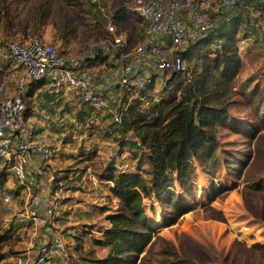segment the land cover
Returning <instances> with one entry per match:
<instances>
[{
	"label": "rangeland",
	"instance_id": "374dc122",
	"mask_svg": "<svg viewBox=\"0 0 264 264\" xmlns=\"http://www.w3.org/2000/svg\"><path fill=\"white\" fill-rule=\"evenodd\" d=\"M136 1L129 0L121 6L120 0H108L110 10L124 6L121 27L133 43L140 40L145 25ZM259 6L253 15L246 8L235 12L232 22L223 28L224 42L212 38L192 42L188 59L195 70L209 58L224 61L220 55L228 51L231 56H239L240 61L233 63H237L238 69L237 94L228 125L219 132L217 155L221 168L213 175L206 170L205 162H197L191 180L185 184L177 180L172 185L192 209L167 226L165 205L160 198L153 193L145 199L155 235L151 247H147L150 250L142 255L146 254L153 264L177 258H184L188 264H264V128L254 137L247 134L253 125L260 127L264 118V5ZM206 9L217 19V25L222 24L213 1ZM92 13L85 15L84 24L65 39H59L58 29L52 25L46 27L40 38L64 53L85 57L98 47L106 31L104 23L99 22L104 16L96 7ZM3 50L0 49V62L7 63ZM184 77L178 75L170 88L156 78L149 87L151 100L142 105L144 111L154 102L179 94V83ZM47 88L28 94L25 104L33 120L31 126L54 148L47 177L49 181L50 177L57 178L56 182L63 180L67 187L65 197H69L65 207L62 204L63 217L55 222L53 230L66 241L67 255H58L54 263L87 264L93 258H105L109 252L106 246L95 243L96 237L101 238L110 227L108 214L119 207V199L110 189L113 181L108 179L109 171L142 172L149 177L147 172L153 167L145 152L134 146L136 138L128 125L116 126L107 113L83 104L74 90L56 102ZM112 148L117 150L113 155ZM3 176L8 178L0 165V180ZM35 192L28 190L22 203L16 195L11 203H0V232L13 233L0 243L5 254L3 264H13L18 257H23L27 264L34 261L43 227L28 222L24 225L19 217ZM159 213L161 224L156 223Z\"/></svg>",
	"mask_w": 264,
	"mask_h": 264
},
{
	"label": "built area",
	"instance_id": "2783aa9c",
	"mask_svg": "<svg viewBox=\"0 0 264 264\" xmlns=\"http://www.w3.org/2000/svg\"><path fill=\"white\" fill-rule=\"evenodd\" d=\"M90 1L104 15L106 33L98 47L85 57L64 53L41 38L8 43L12 60L23 70L12 94H7L6 83L0 82V160L5 161L26 192L36 190L19 217L24 225L28 222L43 227L32 264H55L58 255H67L66 241L53 231L55 222L63 217L67 187L54 177L47 184L41 183L54 148L25 119L29 84L46 79L55 101L74 90L83 104L107 113L113 124L120 126L135 100L148 104L149 87L156 78H161L165 86L175 75L192 78L185 53L192 42L219 32L216 21L206 11L209 2H214L225 22L243 8L250 15L258 11L249 0H137L135 6L145 25L140 40L133 43L117 25L107 0ZM258 1L264 4V0ZM218 40L222 41L220 36ZM0 71H6V64L0 63ZM106 77L108 90L103 81ZM115 152L112 148L110 154ZM12 197L7 187L0 189V203L9 204ZM13 264L27 263L18 257Z\"/></svg>",
	"mask_w": 264,
	"mask_h": 264
},
{
	"label": "trees",
	"instance_id": "16d2710c",
	"mask_svg": "<svg viewBox=\"0 0 264 264\" xmlns=\"http://www.w3.org/2000/svg\"><path fill=\"white\" fill-rule=\"evenodd\" d=\"M127 2L129 0H120L119 4L122 6ZM249 2L257 8L260 7L259 3L262 4L258 0ZM94 7L87 0H0V49L10 55V41L40 38L49 25L58 29L60 40L65 39L76 33L86 21L85 15L93 14ZM111 11L122 29L124 6ZM233 19L229 22L222 20V24L217 25L218 34L210 33L206 38L217 41L220 36L224 42L223 28ZM99 22L105 25V17ZM103 33L104 36L106 31ZM230 53L228 51L220 55L225 58L224 61L209 58L200 68L195 70L192 67V78L180 80L179 94L154 102L147 107L148 110L144 111L143 103L138 99L132 103L123 124L133 131L136 138L134 146L145 152L153 170L147 172L149 177L142 172L109 171L108 179L113 181L110 189L118 197L119 207L108 214L110 227L95 241L109 248V252L105 258L87 260V264H153L146 254L142 255L150 250L155 235L147 215L145 199L155 193L165 205L164 222L167 226L171 225L192 209L185 197L173 190L175 181L185 184L191 180L197 162H205L206 170L213 175L221 168L222 161L217 155L219 132L222 126L228 125L231 117V106L237 94L235 79L238 70L237 63H233L240 61L236 53L233 56ZM185 57L189 64V50ZM177 76L170 79L171 86L166 88L173 86ZM263 128L264 118L260 127L253 125L247 134L254 137ZM162 220L159 213L156 223L161 224ZM12 234L9 231L0 232V243L10 239ZM4 259L5 254L0 247V264H3ZM162 264L188 263L184 258H177Z\"/></svg>",
	"mask_w": 264,
	"mask_h": 264
},
{
	"label": "crops",
	"instance_id": "0c3cea01",
	"mask_svg": "<svg viewBox=\"0 0 264 264\" xmlns=\"http://www.w3.org/2000/svg\"><path fill=\"white\" fill-rule=\"evenodd\" d=\"M208 10H211V8H209ZM210 15L212 16L211 12H210ZM214 20L217 21V19H214ZM3 54L8 59V62L5 63L6 64V71L4 73L0 72V82L4 81L7 85V94H12L16 89L17 79H18L19 75L22 73L23 69L18 63L14 62V60H12V58H10V55L8 53H6V51H5V53L3 52ZM1 55H2V53L0 54V56ZM107 73L105 72V74H107ZM103 81H104L105 88L107 90L110 89L109 79L106 77V78H103ZM46 87H49V86H48V81L46 82L45 80L34 81V82L30 83L28 88H27L25 98L28 94H33V93L37 94L38 90H41V89L46 88ZM48 90H50V89H48ZM48 92L50 93V96H51L52 93L50 91H48ZM66 92H68V91H66ZM65 94H66V96L68 95L67 93H65ZM51 98H52V96H51ZM60 98L61 97H59V99L56 102L60 101ZM53 102L54 101H52V104H55ZM25 119L27 120L28 123L33 122L32 117L29 115L28 107L26 108V111H25ZM31 123H30V125H31ZM35 130H37V129H35ZM36 132H37L38 136L42 137V135L39 134L38 131H36ZM0 165H2V167L4 168L5 175L8 177V178H5L4 176L1 177L0 181H1L2 187H7L8 189L10 188L9 190L12 193L13 197H15L14 195H16L17 199L21 198L20 203H22V200L26 199L24 196V194H26V190L19 183V181L14 177L12 170H10V168L6 167L4 160H2V159L0 160ZM46 167H47L46 174L44 177L41 178V183L46 181V184H47L49 181V178L47 177V175L51 173V169H49V165H47ZM8 171L10 172V174H8ZM54 171H56V169ZM67 198H69V197L66 196V199ZM27 203L28 202H26V204ZM67 203H69V202L67 201Z\"/></svg>",
	"mask_w": 264,
	"mask_h": 264
}]
</instances>
